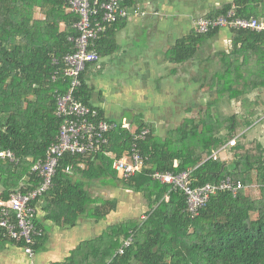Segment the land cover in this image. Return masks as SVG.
<instances>
[{
  "label": "trees",
  "instance_id": "obj_1",
  "mask_svg": "<svg viewBox=\"0 0 264 264\" xmlns=\"http://www.w3.org/2000/svg\"><path fill=\"white\" fill-rule=\"evenodd\" d=\"M122 5L136 8L141 0H124ZM232 8L238 16L264 20V0L222 1L205 17ZM78 20L64 0H0V151H11L17 160L0 158V200L27 193L41 181L33 166L45 157L61 124L54 92L66 93L71 81L62 72L52 79L54 70L63 67H55L52 59L74 51L69 37L79 34L74 27ZM126 20L104 25L95 42L98 59L118 51L117 33ZM219 29L193 30L179 39L171 50V62L184 63L186 56L196 55L198 46L213 39ZM229 30V50L215 56H222L220 68L216 65L208 78H197L209 95L197 116L185 114L159 134L153 122L130 120L137 133L148 129L144 139L135 140L130 131L117 129L102 150L88 155L67 152L59 158L53 187L40 198L46 218L62 226H76L81 217L106 219L116 210L117 199L93 198L90 189L96 183L141 194L146 217L109 224L101 234L80 242L65 261L53 264H264V143L247 136L256 120H264L258 108L264 93V30ZM98 59L86 64L75 92L77 100L91 108L88 70ZM232 101L239 102L240 110L225 113L223 108ZM184 111L188 114L193 108ZM235 136L236 145H227ZM134 143L143 159L141 170L121 176L113 160L131 153ZM220 148L230 154L229 161L220 158V152L217 159L209 158ZM187 169L197 179L195 184L231 177L244 186L236 195L216 192L191 217L184 211V194L152 178L156 171ZM253 184L261 191L260 198ZM33 222L40 226L37 219ZM130 231L133 242L119 254Z\"/></svg>",
  "mask_w": 264,
  "mask_h": 264
},
{
  "label": "built area",
  "instance_id": "obj_2",
  "mask_svg": "<svg viewBox=\"0 0 264 264\" xmlns=\"http://www.w3.org/2000/svg\"><path fill=\"white\" fill-rule=\"evenodd\" d=\"M68 10L79 16L74 23L78 30L77 36L69 37L74 45V51L67 53L63 58L52 59V64L59 67L52 73V79L57 80L62 73L70 77V85L66 93L54 92L56 98V116L61 124L55 142L46 150L43 159L36 162L33 171L41 178L36 188L27 193H12L7 201H0V230L14 239L24 240V253L33 255V245L36 236L40 235L33 222L36 213L35 202L53 187V177L59 158L64 153L72 155H88L96 153L109 145V135L117 129H126L133 134V139H144L148 129L139 133L132 128V123L123 119L121 121L109 120L100 115L97 107H89L77 100L75 92L81 86L80 73L88 62L96 61V39L103 31L104 25L113 23L121 18H128L140 14L135 8L122 5L124 0H64ZM195 30L198 33H207L215 28L264 30V20L238 16L235 9L214 18L199 16L194 20ZM65 66V67H64ZM62 72V73H61ZM236 138H231L227 145H236ZM223 148V147H222ZM214 151L209 158L217 159L218 153L223 149ZM0 158L16 162L14 154L9 151H0ZM142 157L136 149L135 143L131 153H126L113 160V168L121 176L129 177L141 170ZM68 169V168H67ZM152 178L161 184H166L174 191L184 194L186 200L185 212L191 217L197 216L199 210L206 205L211 195L220 190H229L233 195L244 185L234 182L226 177L217 183L195 184L191 170L181 172L156 171ZM168 198V195L165 196ZM133 242V234L126 238L120 246L118 253L122 254Z\"/></svg>",
  "mask_w": 264,
  "mask_h": 264
},
{
  "label": "crops",
  "instance_id": "obj_3",
  "mask_svg": "<svg viewBox=\"0 0 264 264\" xmlns=\"http://www.w3.org/2000/svg\"><path fill=\"white\" fill-rule=\"evenodd\" d=\"M222 1L225 2L229 0H212V2H214L213 5L211 0H141V6L135 8L140 11V14L132 15L127 18L125 27L117 33V41L119 45L118 51L110 57L115 63L120 65L121 70L124 69L131 71L132 69H143L144 72L149 74L148 72L155 68L154 66L152 69L151 63H155L157 67L162 65L166 70L169 68L168 71L170 75L178 79L176 82H168L167 84H164L165 87L168 85L176 86V83L179 84V79H183L186 81L184 85L192 88L191 91H204L208 94L206 88L201 87L202 82L197 78H208L209 74L215 72L216 65L220 68L222 56L215 57L216 52L229 50L231 38L230 30L227 28H220L219 33L213 39H208L206 42H203L198 46L196 55H191L188 58L186 56L184 63H172L171 60H173L172 57L174 58V56L172 55L173 52L171 50L179 39L195 30L194 20L197 17L207 15L212 6L219 5ZM210 62L213 63L212 66L210 65ZM165 63H167V65ZM168 63L174 65H169ZM157 74L159 73L156 72V75ZM151 77L143 75L145 83L147 82V79ZM95 78L94 82L91 83L93 88L91 99L93 96V98L97 100V104L92 105L101 108L104 111L105 117L109 119L108 114L111 112H108L110 111L108 103L106 99L103 98L102 91L98 89L100 86L97 85L98 82H96L98 77ZM160 78L162 79V77ZM148 81L149 83L154 84L153 80ZM185 90L188 91L187 88H185ZM181 92H184V90H181ZM145 95H147V93H144V96ZM162 95V93H159L161 100ZM254 95H256V91L253 92L250 97L253 98ZM261 95L262 100L258 106L259 112L264 106V93ZM176 99L177 98H174L175 101H177ZM187 102L191 104L186 105L185 108L188 106L193 108V99L188 100ZM123 119L126 118H122L121 120ZM154 120L157 119L155 118ZM149 122L152 121L149 120ZM262 123H264V120ZM254 124L255 126L258 125L257 122ZM232 138H236L237 141L236 136ZM103 187L109 188L110 190H115L116 188L111 184L96 183L92 189H100ZM98 197L102 200H109L110 198L117 199L112 195ZM38 201V203H35L36 215L33 219H37L40 222V226L36 223L34 224L41 233L36 236L33 245V255L30 257L24 253L23 247L26 245L24 240L14 239L8 234H3L4 230H0V239L5 240H0V264H53L56 262H63L70 255V252L80 244V242L101 234L103 229L111 223L109 217L114 212L112 211L106 219H101L99 221L81 217L76 226H62L58 225L53 220L46 218V213L42 209V200L39 199ZM145 217L146 215L144 214L142 218H139L144 219ZM42 224H47L50 227V230L46 231ZM91 225L93 234L89 230ZM86 228H88L89 232L84 230ZM98 228L100 230H98ZM82 232H84L83 235H78ZM129 236L130 234L126 238ZM126 238L122 239V242ZM69 243L70 246H67L66 244ZM47 244L48 246L43 249V246Z\"/></svg>",
  "mask_w": 264,
  "mask_h": 264
},
{
  "label": "rangeland",
  "instance_id": "obj_4",
  "mask_svg": "<svg viewBox=\"0 0 264 264\" xmlns=\"http://www.w3.org/2000/svg\"><path fill=\"white\" fill-rule=\"evenodd\" d=\"M213 4L214 2H212V5ZM165 64L167 65V63ZM151 65L152 69L154 66L155 68L150 70L148 72L149 74L144 72L143 69H132L131 71L124 69L121 70L120 65L115 63L110 56H104L100 57L92 68L88 70V75L91 79V83L94 82L95 77H98L96 80V82H98L97 85H100L98 89L102 91L103 98H105L108 103L110 111H108L109 109L107 111L111 112L108 114L109 119L119 121L122 118L129 120L143 119L146 122L151 120L157 127V133L159 134L162 133L165 128L174 127L181 121L185 114L192 117L197 116L199 109L204 107L209 95L204 91H191L192 88L186 87V85H184L186 81L183 79H179V84L176 83V86L168 85L165 87L164 84H167L168 82H176L178 79L170 75L168 71L169 68L166 70L162 65L157 67L155 63H151ZM156 72L159 74L156 75ZM143 75L152 77L147 79V82L145 83ZM160 77H162V79ZM148 80H153L154 84L149 83ZM185 88H187L188 91H186ZM181 90H184V92H181ZM144 93H147V95L144 96ZM159 93L163 94L162 100ZM174 98H177V101H175ZM191 99H193V111L187 114L184 111L185 106L191 104L187 102ZM91 103L97 104V100L93 98V96ZM230 110L239 111V102L232 101L230 105H227V108H223L225 113H228ZM260 113L264 118V106L260 110ZM155 118L157 120H154ZM255 122H257L258 125L255 126L247 136L249 138L256 137L264 143V123H259V120H256ZM136 127V124L132 125L133 129H136ZM220 158L229 161L230 154L227 150L223 149L220 152ZM252 186L255 188L253 191L255 196L260 198L261 191L258 186L255 184ZM113 190L114 189L110 190L105 187L100 189H90L93 198L98 199L100 198L98 196L103 197L111 195L117 198V209L109 217V221H111V223L109 222L110 224L126 221L128 219H138L139 217L142 218L144 216L146 207L143 205L141 194L126 189L115 188V190ZM42 225L45 227L46 231L50 230V227L47 224ZM84 230L88 232L90 230L93 234L92 225L89 230L88 228ZM98 230L100 229L98 228ZM83 233L84 232L79 233L78 235H83ZM66 245L70 246V243ZM47 246L48 244L43 246V249Z\"/></svg>",
  "mask_w": 264,
  "mask_h": 264
}]
</instances>
